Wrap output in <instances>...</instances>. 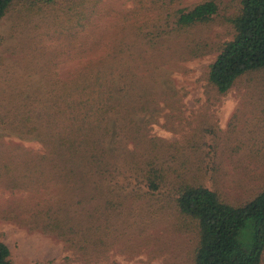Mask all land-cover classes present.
<instances>
[{"label": "trees", "instance_id": "obj_1", "mask_svg": "<svg viewBox=\"0 0 264 264\" xmlns=\"http://www.w3.org/2000/svg\"><path fill=\"white\" fill-rule=\"evenodd\" d=\"M18 1L0 0V21ZM172 18L171 31L218 18L232 27L233 38L219 45L208 73L220 93L244 74L264 69V0H239L230 14H222L218 1L205 0L178 9ZM65 22L48 31L50 42L38 53L43 57L40 77L24 79L15 70L19 77L13 79V96L0 111V186L37 195L35 203L28 195L19 203L30 216L29 225L90 246L98 242L103 222L112 224L128 201L166 191L178 213L198 230L194 264H264V189L232 203L185 175L169 148L163 151L155 139H146L143 115L151 112L148 122H153L161 98L171 107L178 102L174 86L155 79L149 66L159 64L152 56L146 59L142 45L144 40L165 45L167 29L147 34L137 29L115 39V45L105 47L98 40L92 49H82L72 46L81 37L73 15ZM59 43L62 47L52 46ZM199 48L204 49L189 47L195 55ZM65 63H74L68 75L61 70ZM6 136L10 139H2ZM26 141L41 143L44 150ZM0 264H15L3 241Z\"/></svg>", "mask_w": 264, "mask_h": 264}, {"label": "rangeland", "instance_id": "obj_2", "mask_svg": "<svg viewBox=\"0 0 264 264\" xmlns=\"http://www.w3.org/2000/svg\"><path fill=\"white\" fill-rule=\"evenodd\" d=\"M202 1L16 2L0 21V111L13 96V79L19 77L15 70L24 79L40 77L37 67L43 57L38 53L50 42L48 31L60 28L57 24L67 23L72 15L81 36L72 46L82 49H92L98 40L105 47L115 45V39L131 36L137 29L144 34L159 27L167 29L169 42L165 45L150 46L147 40L142 45L148 50L146 59L152 56L155 65L159 64L149 66L155 79L166 87L174 86L178 102L171 107L161 98V110L155 112L153 122H148L151 112L143 115L148 123L146 139H155L163 151L169 148L175 155L174 164L185 175L200 180L224 199L232 203L250 200L264 189V69L244 74L226 93L209 82L210 65L219 54V45L233 38L232 27L218 18L213 24L171 31L175 11ZM216 1L222 14L233 13L239 5V0ZM197 44L204 49L199 48L195 55L189 47ZM59 45L62 47L60 43L52 46ZM72 65L62 64V72L68 75ZM141 72L146 75L148 70ZM25 143L44 150L41 143ZM27 195L33 203L39 200L27 190L0 186V241L8 245L15 264H194L198 230L178 213L166 191L135 203L128 201L112 224L103 222L95 237L98 242L90 246L80 238L46 234L29 225V214L19 206Z\"/></svg>", "mask_w": 264, "mask_h": 264}]
</instances>
